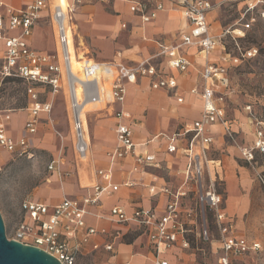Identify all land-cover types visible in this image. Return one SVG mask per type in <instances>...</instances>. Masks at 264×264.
<instances>
[{
	"label": "built area",
	"instance_id": "obj_1",
	"mask_svg": "<svg viewBox=\"0 0 264 264\" xmlns=\"http://www.w3.org/2000/svg\"><path fill=\"white\" fill-rule=\"evenodd\" d=\"M19 7L4 4L0 0V42L3 51L0 55V101L4 80L14 79L23 85L26 98V118L22 134L13 139L9 133L12 111L0 106V149L19 156L29 153L31 136L36 134L42 115H50L52 103L41 101L40 88L48 89L56 95L63 86L67 90L68 118L72 133V148L76 159L84 163L89 152L88 133L82 120V111L90 102H103L110 107L116 120L114 135L115 147L107 152L109 166L97 168L94 185L85 188L80 197L64 196L58 203L24 201L21 204L22 218L16 222L11 240L36 247L56 258L60 264H76L86 248L91 252L103 251L113 257L117 243L127 233L145 236L152 264H170L167 253L175 250L191 252V237L196 236L203 243L210 241V232L206 220L208 212L219 233L220 255L216 264H232V259L260 249L259 242L238 235L233 221L223 208V198L217 191L215 180L208 173V152L214 142L210 127L220 126L225 140L238 148L240 156L247 163L254 155H264V120L254 124V140L251 146L238 144L236 133L226 117L227 102L232 90L224 66L206 64L201 73L203 108L200 121L196 126L182 128L170 135H160L166 142L165 152L176 155L179 151L186 158L182 182L177 187L159 183V177L151 174L150 181L125 180L122 186L147 188L151 196L166 197L162 209L134 207L128 214L121 206H112L108 215L100 212L103 198L114 195L119 184L113 182V167L131 160L130 172L147 174L148 169H169L158 161L153 153H139L134 142V127L131 113L124 105L130 85L147 78L152 90L172 92L178 103L177 82L170 73H164L155 60L165 58L169 71L186 72L189 62L184 48H196L205 59L219 48L223 51V60L238 63L254 55V50H246L239 56L225 52L223 41L225 31L212 35L208 23V14L213 5L208 0H97L112 6L121 3L128 13L138 21L136 27H144L153 22L159 13L168 9L175 10L184 20L186 28L180 31V41L176 45L158 42L159 52L135 66L123 62H100L88 54L79 57L75 43V15L91 0H65V4L52 5L51 0H18ZM264 19V11L261 13ZM46 19L51 26L54 38V51L41 52L31 46L33 32L41 20ZM128 22L120 27L127 30ZM251 23L242 24L244 30ZM236 42V37L230 36ZM77 58L78 78L72 72V59ZM117 57L120 54L117 53ZM76 87L80 93L76 94ZM109 92V100L105 96ZM197 89L190 90L195 94ZM249 109V107H248ZM186 143L182 148L181 144ZM60 160H51L48 170L60 175ZM1 172V164H0ZM94 210V211H93ZM103 220L115 226L113 229L97 228L87 224V218ZM122 228H126L123 232ZM8 239V238H7ZM203 251V250H202ZM112 264V263H110Z\"/></svg>",
	"mask_w": 264,
	"mask_h": 264
},
{
	"label": "rangeland",
	"instance_id": "obj_2",
	"mask_svg": "<svg viewBox=\"0 0 264 264\" xmlns=\"http://www.w3.org/2000/svg\"><path fill=\"white\" fill-rule=\"evenodd\" d=\"M7 1V0H3ZM17 4L16 0H10ZM213 9L208 14V23L212 35H220L227 31L223 41L225 52L231 56H239L246 50H254L252 57L232 63L224 61L223 51L219 48L208 59L227 69L232 95L227 102L226 117L239 130L238 144L251 146L253 142L254 124L256 120H264V0H208ZM82 12L90 13L92 19L77 16L74 27L76 31V46L79 53L88 54L97 61H110L117 50L130 49L131 43L127 32L114 35L109 30L114 21L113 10L110 5L91 0ZM251 23L249 29L244 30L242 24ZM38 31L33 36V45L43 51L53 52L54 39L51 26L43 19ZM240 32L241 34L237 33ZM230 36L236 37L234 42ZM103 44V48L94 43ZM109 43L110 45H108ZM138 43L133 41V44ZM3 51L0 42V55ZM109 59L102 55H111ZM134 52H124L123 58L133 57ZM192 71L197 73L201 65H194ZM1 94V108L12 111V121L9 127L10 135L17 139L23 131L26 118V98L23 85L14 79L4 80ZM126 98V108L134 118L137 135L148 138L162 132L170 133L190 122L191 118L183 111V104L171 103L170 95L163 91L152 90L147 80H141L138 87L130 86ZM41 101L52 103L50 115L41 116V124L31 136L29 153L19 156L0 149V214L5 227V235L11 240L14 225L22 218L21 204L24 201L39 200L45 203L56 204L64 196L79 193V169L94 171L103 166V157L99 153L87 156L85 163H80L72 148V133L68 118V98L66 87L63 86L58 94L52 96L48 89L40 88ZM249 107V109H248ZM111 119V115L103 105L100 109L88 113L87 125L93 140V129L100 120ZM113 135V133H112ZM101 139H107L105 134ZM102 145L111 146V141H102ZM238 149V148H237ZM99 154V155H98ZM229 157L241 167H244L251 181V188L246 193L249 197V206L242 218L230 215L234 220V227L238 235L248 240L259 242L260 249L232 259V264H264V155H254L249 164L239 157L237 150L231 149ZM97 155V156H96ZM103 155V152H102ZM212 158L215 153H212ZM60 160L62 163L59 173L48 170L51 160ZM214 172V168H211ZM93 184V181L91 182ZM88 185V184H87ZM218 192L223 193L222 182L215 183ZM239 193L243 190L239 188ZM226 207V206H225ZM206 220L210 232V241L203 243L196 236L191 237V260L185 259L179 264H216L220 255L219 233L212 222L210 214L206 213ZM122 250L128 251L121 255L118 263L103 251L84 252L76 264H124L130 256L136 257L137 264H152L149 247L145 236L138 234L126 235L123 238ZM203 250V251H202ZM133 261V260H132ZM131 264H134L132 262Z\"/></svg>",
	"mask_w": 264,
	"mask_h": 264
},
{
	"label": "crops",
	"instance_id": "obj_3",
	"mask_svg": "<svg viewBox=\"0 0 264 264\" xmlns=\"http://www.w3.org/2000/svg\"><path fill=\"white\" fill-rule=\"evenodd\" d=\"M3 1V0H2ZM17 1V4H13L10 0L3 1L4 4L13 6V7H19L22 5V2ZM89 4V3H88ZM87 5V4H86ZM85 5V6H86ZM83 6L80 8L76 15H75V21L77 19V16L87 17L90 21L92 19V16L90 13L82 12L85 8ZM114 14V21L111 27H109V30L113 32L114 35H118L120 32H127L129 36V42L131 43L130 49H124V50H117L115 55H102V58L109 59L111 56L110 61L115 62H123L124 64H127L129 66H135L138 62H141L151 56L156 55L159 52L158 48V42L163 44H172L176 45L180 41V31L182 29L186 28V24L184 20L180 17L179 13L175 10L167 9L157 16V18L145 25L144 27H136L138 25V21L133 18L129 13L125 5L121 3H114L111 6ZM42 20L36 26L33 32L34 34L38 31L40 28ZM122 22H128L130 25L127 30H122L120 27V24ZM74 27H77L76 24H74ZM53 33V32H52ZM76 34V31H75ZM76 38V35H75ZM33 39V37H32ZM54 39V38H53ZM133 41H137L138 43H134ZM76 43V42H75ZM95 46H99L100 48H103V44L94 43ZM110 45L109 43H107ZM31 46L35 49H37L33 45V41L31 40ZM111 46V45H110ZM39 50V49H37ZM44 53H51L43 50H39ZM54 51V50H53ZM221 51V50H220ZM124 52H134L133 57H130L129 59L123 58ZM117 53L120 54V57H117ZM185 56L187 57V60L189 62V66L184 73H179L175 70L169 71L166 68L165 65V58L159 57L155 60L156 63L159 64V67L163 70L164 73H170L174 79L177 82V90L176 93L178 97L182 98V102L178 103L176 98L173 96L172 92L167 90H156V91H163L170 95V102L171 103H178L183 104V97L186 101L185 107L183 108V111L191 118L190 122L187 124L182 125L179 129L170 132V133H162L159 132L155 135H153L151 138L145 136L140 137L137 135L139 132H137L134 124V118L132 117V124L134 127V142L136 144V150L139 153L143 152H150L153 153L158 161H160L163 165H166L169 169H162V170H156V169H148L147 174L141 175L139 173H132L130 172V165L131 160L127 159L125 163L121 165H115L113 167V182L115 184H119L118 191L110 196L103 198V208L100 212L103 215H108V211L112 206H121L123 207L128 214L132 212V209L134 207H144V208H156V209H162L166 204V197L164 196H151L147 188L140 186L138 184L137 186L133 188H126L122 186V183L125 180H134L139 181L142 180L144 184H147L150 181L151 174L157 175L159 177V183H166L172 187H177L182 182V176L177 175V172L183 171L186 166V158L181 154V151L178 152L176 155H169L165 152L166 142L164 138L158 137L160 135H170L176 131H179L182 128L186 127H193L198 124L201 118V112L203 108V102L201 98V92H202V80H201V73L203 68L206 64H215L218 65L216 62H209L208 59L211 56H208L207 59H205L204 54H201L198 52L196 48H184ZM82 53H79L78 55L81 56ZM96 60V59H95ZM103 62V61H100ZM109 62V61H104ZM194 65H201V69L195 73L192 71V67ZM220 66V65H218ZM141 80H147L148 81V87L150 80L147 78H142L138 80L137 84L130 85L134 87L139 86V82ZM129 86V91L130 90ZM197 89V92L195 94L190 93V90ZM151 89V88H150ZM128 91V94H129ZM125 109L126 105H124ZM105 110L109 115H111V119H105L100 120L95 124V127L93 129V140L95 138L94 145L92 146V136L90 137L89 143V154H90V148L92 147V155H95L97 153L100 154L101 157H103V166H100L98 168H106L109 166V161L106 157L107 152L111 151L115 145V135H114V128L116 124V120L113 118L111 113V108L106 107ZM12 121V120H11ZM231 124V123H230ZM11 126V122L9 124V127ZM88 126V125H87ZM234 127L231 125L232 130L236 133L237 141L239 139V130H235ZM210 130L212 132L214 142L211 145L209 152H208V158L209 162L213 163L214 172L211 171L208 165V173L212 180H215L216 182H222V185L224 186L223 193L219 192L223 198V208L227 216L234 222L233 217L230 215H236L237 218H242L244 213L247 211L249 206V197L248 193L246 191L251 188V181L248 177V173L244 167H241L238 165V163L233 159L232 157H229L227 154L230 152L231 149L237 150L239 157L240 153L238 149L233 146L232 144L228 143L222 134V129L220 126L213 125L210 127ZM10 132V130H9ZM88 133H90V130L88 128ZM113 133V135H112ZM105 134L107 136V139L103 140L101 139L102 135ZM254 140V138H253ZM102 141H111V146H104L101 144ZM182 148L186 147V143L181 144ZM103 152V155H102ZM212 153H215V157L212 158ZM98 154V155H99ZM97 156V155H96ZM86 161H84L85 163ZM209 164V163H208ZM81 173L83 176V179L81 178ZM79 193L77 195H68L69 197H80L85 193V188H88L95 184L97 181L95 176V171L93 173V178L91 174V170H87L85 168L79 169ZM82 179V180H81ZM93 181V184L91 182ZM88 184V185H87ZM239 188L243 190V193H239ZM49 205H53L51 203H47ZM226 206V207H225ZM94 211V210H93ZM87 224L90 226H95L97 228H108L113 229L118 226H115L113 224H110L103 220H95L94 218H87ZM123 232L126 231V228H122ZM133 233H127V235H132ZM126 235H124L125 237ZM123 237V238H124ZM146 238V237H145ZM123 239L120 240L115 248V253L111 260L113 262L118 263L119 260L122 258L121 255L124 253H128V251H123L121 246H123ZM256 241V240H253ZM84 252H90L89 249H85L82 251V255ZM150 252V251H149ZM151 258L152 255L149 253ZM108 255V254H107ZM109 256V255H108ZM166 257L169 259L170 264H179L181 261H185V259L191 260V252L186 251H179L175 250V252L167 253ZM136 257L133 255L130 256V260H127L124 262V264H131L132 262L135 263ZM133 260V261H132ZM112 263V264H116Z\"/></svg>",
	"mask_w": 264,
	"mask_h": 264
},
{
	"label": "water",
	"instance_id": "obj_4",
	"mask_svg": "<svg viewBox=\"0 0 264 264\" xmlns=\"http://www.w3.org/2000/svg\"><path fill=\"white\" fill-rule=\"evenodd\" d=\"M0 264H60L46 252L7 239L5 227L0 214Z\"/></svg>",
	"mask_w": 264,
	"mask_h": 264
},
{
	"label": "bare ground",
	"instance_id": "obj_5",
	"mask_svg": "<svg viewBox=\"0 0 264 264\" xmlns=\"http://www.w3.org/2000/svg\"><path fill=\"white\" fill-rule=\"evenodd\" d=\"M52 2V5H62V4H65V0H51ZM237 33L241 34L240 32L237 31ZM242 35V34H241ZM81 55V54H80ZM82 56V55H81ZM79 56V57H81ZM79 63H78V60L77 58L75 57L74 59H72V72L78 77V78H81L80 74L78 73L79 72ZM80 93V88L79 87H76V94L78 95ZM105 99H108L109 100V92H107L106 96H105ZM104 105L103 102H90L88 104H86L83 108V111H82V120L84 122V126H85V129L87 130V133H88V126H87V120H86V116L88 113H91L93 111H96L98 109H100L102 106ZM90 133H88V139H89V143L90 142V137H89ZM89 155V152L87 154V156ZM87 156L86 158L84 159V161L87 160ZM209 168L211 169L213 166V163L212 162H209ZM81 178L83 179V176H82V173H81ZM81 179V180H82Z\"/></svg>",
	"mask_w": 264,
	"mask_h": 264
}]
</instances>
